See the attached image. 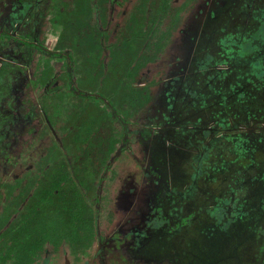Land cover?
Masks as SVG:
<instances>
[{"label":"flooded vegetation","instance_id":"obj_1","mask_svg":"<svg viewBox=\"0 0 264 264\" xmlns=\"http://www.w3.org/2000/svg\"><path fill=\"white\" fill-rule=\"evenodd\" d=\"M45 18L84 44H37L52 71L34 86L21 33ZM263 20L264 0H0V264H264V79L253 109L229 105L264 49V25L241 27ZM111 111L148 128L111 127ZM233 165L228 204L196 210L195 188Z\"/></svg>","mask_w":264,"mask_h":264},{"label":"rangeland","instance_id":"obj_2","mask_svg":"<svg viewBox=\"0 0 264 264\" xmlns=\"http://www.w3.org/2000/svg\"><path fill=\"white\" fill-rule=\"evenodd\" d=\"M60 16L62 17L64 15H60ZM37 20H38V18L31 17L30 21H29L30 24H29L28 27H32L33 30L36 31L35 28L37 27V24H38ZM66 23H67L66 18H62L60 20H53V21L45 18L43 20V25H41V27H40L41 31H39L38 33L34 32V34H32L31 32L30 33H26L25 31L21 33L22 36H25L26 38L32 40V41H28V43H34V46H35L34 62H33L34 68L35 69H40V68H42L44 66L43 67V71L37 70L38 74H35L36 80L33 83L34 86H36V85L40 86V84H44L49 79L51 71H52L50 69V67H49V60L51 58L48 59L47 61H45L44 63L43 62H38L39 60H44L46 57H49V56L46 55L44 51L40 50V48L36 46L37 44H42V46L46 47V46H48L50 44L49 41L52 40L53 44H51V46H52V49L54 51H56V52H66V53H75L77 46H79L80 44L83 46L84 42L82 41V37L79 38V37L74 36V33L72 32V29L70 28L69 23L68 24H66ZM254 24L255 23H253V22H251L247 26H246V24H244L241 27V30L243 32H245L251 26L252 30H250V31H254L256 29L262 31V28H263V25H264V20L261 22V25L258 26V27L255 26ZM258 30H256L255 32H257ZM229 34L232 35L233 32H230ZM234 34H240V31L238 33L236 32ZM46 39H48V41H46ZM214 40H216V37H215ZM216 43L217 42H214V46L213 47H215L217 45ZM21 44H23V43L20 42L19 46ZM25 44H26V42L24 43V45ZM230 44L234 45L233 42L230 43ZM240 44H242V47H241L240 51L242 50V48H243L244 51H246V48L250 47L249 43H247V42L246 43L238 42V45H240ZM94 47H95V49L98 48V42H95V46ZM61 61H62V58H61ZM62 64H64L63 61H62ZM247 78L248 79L250 78V83H251L252 86H254V82L257 79V77L254 74H252V75L248 74ZM16 79H18V76H15L14 80H16ZM33 89L36 90V88H34V87H33ZM248 89H250L252 91V95L253 96L256 94V92L254 91V89L252 87L249 86ZM79 91L81 93H84V94L90 93L91 95L92 94L98 95L97 94L98 90L96 89V87L87 88V87L84 86V88H82V90H79ZM260 91L262 92V90H260ZM86 92H88V93H86ZM261 92H260V95H261ZM71 97L75 98L74 101L78 100V97L76 95H72ZM91 99L94 100V103H92V102H89V103H91L93 105L94 110H96L95 106L98 105V104L100 106H102L103 108H105V110H106L107 107L103 104L104 101L102 102V98H97V100H95V98H91ZM78 101L80 102V105H79L78 109L81 110V111L85 110V108L83 107V104H85L86 102L85 101H80V98H79ZM262 106L263 105H261L257 109L260 110V108ZM5 107L7 109H9V107H7V106H5ZM259 112H261V111H259ZM112 113H113V115H111ZM114 113H115L114 111H111V114H109V115H107V112H105L103 114V116L109 117V119H107V122L109 123V126H111V127H113V126L120 127L121 126V127H123L124 131L126 130V132H129V130H130V132H135L137 130H143V129L146 130L145 128H148L149 121H147V123H146L144 115L142 114V112H139V113H141L142 116H136L132 112L129 115H124L123 114L122 117L116 116V114H114ZM262 117H263V115L260 116V119L263 121ZM116 118L124 119L126 121V123L124 124L123 121L120 122ZM66 119H69V117H67ZM249 122L251 123V121H249ZM256 125H261V122L254 123V126H256ZM132 136H133V134H132ZM125 142H128L129 145H128V149H127V145L124 146L126 148V150H125L126 153H124L123 159L133 158V156H137L138 157V154L135 151V149H137L136 143H134V142H136V140L134 142H133V140L131 141V143H132L131 145L134 146L133 148H131L130 142L127 141V139L125 140ZM131 149L133 151L132 155H131ZM190 157H191L190 153L185 156L184 162L186 164L190 163ZM221 160L224 161L223 157H222ZM87 166H88V163H87ZM241 167H242V165L241 166L233 165L227 172H225L223 175H221V177L217 176V178H218L217 181L214 184L213 183H209V186H206L205 183L201 182L200 185L195 188V206H194L195 209L196 210H198V209H202L203 210L202 207L209 208V206L214 208V207L219 205V201H221L223 204H224V201H225V204L227 205L228 204V199H229V197L231 195L230 188L236 186V184H237L236 181L239 178L238 175H240L242 173L241 172ZM253 171H254V173H252V171H250L249 174L250 175L256 174L255 170H253ZM103 173H105V172H101V174H103ZM128 174H130L129 171H128ZM249 174H247L246 178H244L246 183H248V181H250L248 179L249 178ZM137 179H139V178H137ZM118 180L120 181V180H124V179L123 178H119ZM246 187L247 186H245V188ZM118 189L114 188L115 191L116 190L118 191ZM249 189L250 190L251 189L256 190V186H252V183H248V190ZM244 193H245V191H244ZM244 195L248 196L250 198L249 200H250L251 203L255 202V200H256L255 193H250V191H249V192H246ZM258 198H259V195H258ZM249 233H250V231L247 229V231H245L244 238L245 237H249ZM239 255L244 257L243 249H240Z\"/></svg>","mask_w":264,"mask_h":264},{"label":"trees","instance_id":"obj_3","mask_svg":"<svg viewBox=\"0 0 264 264\" xmlns=\"http://www.w3.org/2000/svg\"><path fill=\"white\" fill-rule=\"evenodd\" d=\"M259 46L264 48V43L262 41H260ZM264 49L258 48L257 54L255 56H251L248 53V57H243L244 52H242V57L244 58V61L246 60L247 62H249L251 64L250 67H248L249 70H251V74H254L258 81L260 80V85H261V81L264 79ZM248 64V63H247ZM252 87L254 89V91L256 92V94L253 96L252 95V91L250 89H248V87ZM255 86V85H254ZM251 86L250 83V78L246 79L243 84L239 87V88H235L233 92L235 94V96L232 97V99H230L229 101V105L230 108L234 107V106H238V104H240V108H245V109H253V105L254 101L255 102H259L260 101V90H262L261 86L259 87V83L257 86ZM262 93V92H261ZM260 103H258L259 105ZM245 133V132H243ZM222 150L220 147L218 149H216V151ZM22 234H27L26 231H22ZM2 259H5V257H3ZM6 261H2V263H4Z\"/></svg>","mask_w":264,"mask_h":264}]
</instances>
